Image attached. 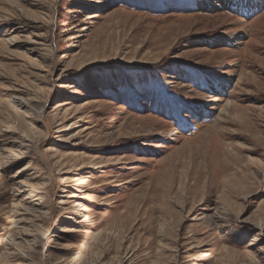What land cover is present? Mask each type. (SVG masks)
<instances>
[{"label":"rangeland","instance_id":"obj_1","mask_svg":"<svg viewBox=\"0 0 264 264\" xmlns=\"http://www.w3.org/2000/svg\"><path fill=\"white\" fill-rule=\"evenodd\" d=\"M216 1L0 0V264H264V0Z\"/></svg>","mask_w":264,"mask_h":264},{"label":"bare ground","instance_id":"obj_2","mask_svg":"<svg viewBox=\"0 0 264 264\" xmlns=\"http://www.w3.org/2000/svg\"><path fill=\"white\" fill-rule=\"evenodd\" d=\"M216 3L222 4V5L224 4V6L230 9H233L234 11L240 12L243 15H248L253 10H255V8L261 6L263 3V0H238V1L237 0L236 1L235 0H217L216 2L212 3V5L209 7L210 8L215 7L217 5ZM198 6L205 7L204 3L202 2L199 3ZM227 39L230 40L229 38Z\"/></svg>","mask_w":264,"mask_h":264}]
</instances>
